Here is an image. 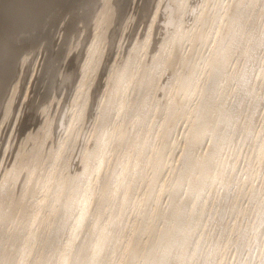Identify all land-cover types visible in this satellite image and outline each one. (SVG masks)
<instances>
[{"label":"bare ground","instance_id":"bare-ground-1","mask_svg":"<svg viewBox=\"0 0 264 264\" xmlns=\"http://www.w3.org/2000/svg\"><path fill=\"white\" fill-rule=\"evenodd\" d=\"M58 4L0 0V264L247 251L264 232V0H81L54 48ZM37 33L50 50L27 78L14 49Z\"/></svg>","mask_w":264,"mask_h":264},{"label":"rangeland","instance_id":"rangeland-1","mask_svg":"<svg viewBox=\"0 0 264 264\" xmlns=\"http://www.w3.org/2000/svg\"><path fill=\"white\" fill-rule=\"evenodd\" d=\"M74 1H77V5H75V4H73L72 2H74ZM80 2H81V0H60V4H58L57 6H55L53 9H52V11L51 12H49V13H51V17L53 18V21H54V28H51L50 29V38H51V40H52V42H53V45H54V48H56L57 47V45L59 44V42H60V40H61V38H60V35L62 34V32H63V28H64V26H65V24H66V22H68L69 20H74V25H79V26H81L82 25V23L80 22V20L78 19V15H79V13L81 12V5H78V4H80ZM48 13V14H49ZM45 28H48V24L45 26ZM62 29L61 31H60V33H58V30L59 29ZM34 36H36V38H34V40H30L28 43H23V44H21L18 48H15L14 50H16V61H18V59H19V61H21V59H22V57H27L28 56V59H27V68H29V73L30 74H28L26 77L27 78H29L28 76H31V72H33L32 71V67L33 66H35L34 68H36L37 67V65L39 64V66H38V68H37V75H39L42 71H43V69H40L42 66H43V63H44V61H45V58H46V55L48 54V52H49V50H50V48H49V42H48V40L46 39V38H44V36L41 34L40 35V33H37V34H35ZM50 46H51V44H50ZM5 49H8V51H11V48H9V47H5ZM195 55H196V52H194L193 53V57H195ZM242 62V61H241ZM34 72H35V70H34ZM27 80V79H26ZM42 89H39V91H41ZM263 95H264V93H263ZM160 98H165V96H163V94L161 93L160 95ZM165 101L164 100H162L161 99V106L163 105V103H164ZM161 114V110L159 109L158 110V112H157V116L158 115H160ZM259 121V117H258V119H257V122ZM241 136V135H240ZM237 139H239V138H237ZM241 141V137H240V140L238 141H236L237 143V145L234 147L235 149V151L232 149V151H233V153L235 152V155L238 157V156H241V157H238L237 159H240V161H241V164H240V167L242 168L243 167V163H244V160L243 159H245L246 158V160H247V157L248 156H246L245 158H244V156L245 155H249L250 154V151H251V149H249V143L251 142V139L250 140H248V141H245V142H243L244 143V145H239V143L238 142H240ZM239 145V146H238ZM240 146H242V147H240ZM237 147V148H236ZM241 149H240V148ZM238 149V150H237ZM250 150V151H249ZM239 151L241 152L240 154L241 155H239V154H237V153H239ZM247 151V153L245 154V152ZM249 151V152H248ZM244 155V156H243ZM258 172H259V180H257L258 179V176H257V178H255V182L257 181V182H260L262 179H261V177L263 176L262 174H263V171L261 172L260 170H258ZM258 175V174H257ZM212 218L214 219L213 221L214 222H211V226H210V230H209V232H210V234H212L213 235V233L215 234V237L218 235H220L219 233H220V231L217 233V231L215 230V228H216V218H217V214H216V212L213 214V216H212ZM246 222V221H245ZM214 228V229H213ZM208 229H209V227H208ZM215 230V231H214ZM211 231H213V232H211ZM208 232V233H209ZM207 233V234H208ZM263 235H264V232H263V234L262 235H259V236H261L260 238H259V236H258V243L256 244L255 243V240H251L249 243V245L250 246H248V249H247V251H246V248L245 249H241V251L239 252V250L240 249H238V250H236V248H234V246H232V245H230L231 247H228L227 249H226V252L224 253V257H223V259H224V262H226L227 264H243V263H245V264H250L251 262V264H255V263H257V257H256V254L257 253H255V252H257V249H258V245H260L261 243H263L264 244V237H263ZM220 237H218V239H219ZM216 239H217V237H216ZM256 240V241H257ZM219 244H218V247H219V251L220 252H222V251H224L223 249H222V251H221V248H223V246L221 247V244L220 243H222L221 242V240L219 239V242H218ZM253 243V244H252ZM220 245V246H219ZM254 245H256L257 247H255ZM250 247V248H249ZM252 247V248H251ZM251 250V251H250ZM229 251V253H230V256H229V253H227ZM235 251H236V253H235ZM238 251V252H237ZM250 251V252H249ZM233 252V253H232ZM248 252L253 256H251V255H249V256H246V255H248ZM232 253V254H231ZM236 255H235V254ZM244 253V254H243ZM227 254H228V256H229V258H228V256H227ZM236 256H234V255ZM242 254V255H241ZM246 254V255H245ZM232 255V256H231ZM246 257H248V258H246ZM250 257V258H249ZM243 258V259H242ZM253 258V259H252ZM228 259V260H227ZM229 259H230V261L231 262H229ZM249 259V261H250V259H251V261H250V263H248L247 262V260ZM255 259V260H254ZM226 260V261H225ZM239 260V262H237ZM241 260V261H240ZM246 260V261H245ZM243 261V262H242ZM256 261V262H255ZM233 262V263H232Z\"/></svg>","mask_w":264,"mask_h":264}]
</instances>
